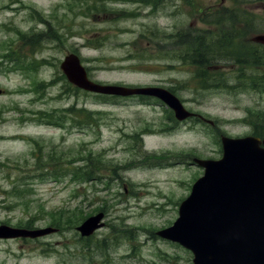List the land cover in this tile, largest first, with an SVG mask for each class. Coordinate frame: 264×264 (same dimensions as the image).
Instances as JSON below:
<instances>
[{
    "label": "rangeland",
    "instance_id": "374dc122",
    "mask_svg": "<svg viewBox=\"0 0 264 264\" xmlns=\"http://www.w3.org/2000/svg\"><path fill=\"white\" fill-rule=\"evenodd\" d=\"M209 6L255 15L246 26L226 23L231 33L242 30L238 40L264 34V0H0V226L56 228L69 213L85 218L44 238L0 239V264H192L191 252L157 233L173 225L203 176L195 159H220L222 136H250L264 122L261 69L240 71L228 60L235 69L218 72L222 84L209 87L188 62L190 24L217 26ZM182 40L187 60L178 59ZM229 45L242 47L222 48ZM13 53L33 69L14 70L6 58ZM71 53L91 80L164 87L207 122H178L157 101L74 87L60 69ZM98 161L101 177L82 182ZM101 213L103 228L83 238L77 227Z\"/></svg>",
    "mask_w": 264,
    "mask_h": 264
},
{
    "label": "water",
    "instance_id": "95a60500",
    "mask_svg": "<svg viewBox=\"0 0 264 264\" xmlns=\"http://www.w3.org/2000/svg\"><path fill=\"white\" fill-rule=\"evenodd\" d=\"M254 41L264 44V35ZM61 70L71 84L84 91L120 97L151 96L167 104L179 121L193 116L167 89L92 81L76 54L64 58ZM221 142V159H195L204 168V175L181 203L174 224L157 235L191 251L193 264H264V139L222 136ZM104 216L101 213L89 217L77 231L82 237L91 236L103 228L100 222ZM57 231L52 227L23 229L1 225L0 239H38Z\"/></svg>",
    "mask_w": 264,
    "mask_h": 264
},
{
    "label": "trees",
    "instance_id": "16d2710c",
    "mask_svg": "<svg viewBox=\"0 0 264 264\" xmlns=\"http://www.w3.org/2000/svg\"><path fill=\"white\" fill-rule=\"evenodd\" d=\"M234 12L232 11H229V9H225L223 10V8L221 9V11H217V14H214L212 13L211 15V18L208 19V22L210 24H216L219 26V28H221L224 24L226 25V23H228L230 25V27L235 24V21L236 19H242L244 22H241V24L243 25H249L251 23V19L255 18V15L253 13H250L248 12V10L244 9L243 11H239V10H235L233 9ZM201 10H199L200 12ZM207 12V11H206ZM223 12H226L225 14ZM54 34H56V32H54ZM235 35V38L232 36ZM240 34H243L242 33V30L239 31V30H236L235 32L231 33L227 30L226 32V37H225V41L228 45L231 44V43H234V41L236 42H239L240 44H242V47L237 49H233V46H230L229 47H232V48H221L219 45H216L218 49L214 48L215 47V43L216 44H220L221 40H212V47L211 48V52L212 50L214 52H216L217 54L216 55H212L211 56V60L214 61V60H218L217 58L218 57H226L227 58V61H231L233 60L235 63H237L238 65V68L241 70H245V71H253L254 70H251L250 66H255L256 70H260L261 69V74H263L264 76V47H261V46H257L256 49H251V46H248L247 45V42L244 41L243 39H239L238 40V37ZM58 36V35H56ZM183 41L185 40H182V42L179 43V45L183 46V53L182 55L179 56L178 59H184V60H187L188 58H186L188 56V53H189V48L187 47V45H183ZM36 42H38V39H36ZM260 47L261 48V51H262V54H258L256 53V51H260ZM252 51H255V53H253ZM6 58H8V61L9 62H16L18 63L19 67L23 68V69H33V66L31 64H26V66H24L25 63H23L21 60H20V56L17 55V54H10L8 55ZM248 69V70H247ZM243 71V72H245ZM197 74V78L200 80V85L204 86V85H208L209 87L213 86V85H220L222 84L223 82V79L221 77V75H219L218 72H211V73H196ZM242 75H244L245 73H241ZM216 80H218V83L216 82ZM212 82H215L214 84H212ZM143 98V97H142ZM79 112H86L85 110H80ZM87 113V112H86ZM89 116L91 115L90 113H87ZM91 118H94V117H91ZM58 121L61 125H57V126H62V124L64 123L63 121H61L60 119L59 120H56ZM81 123H83V121H79ZM80 125V124H78ZM254 135L255 136H258V137H261V138H264V122L261 123V124H255L254 125ZM52 161H55V159H52ZM91 162V161H90ZM99 163V166H92V165H88L87 168L83 169V173L80 177V179L82 180V182H88V181H94L96 177L100 176V175H97V174H100V172L102 171V162L101 161H98ZM77 170V169H75ZM73 171V172H72ZM67 173L68 172H72V174L76 175L77 176V172L72 170V169H67L66 171ZM55 176H59V172L58 171H55L54 172ZM101 177V176H100ZM75 181H78L77 179H74ZM80 211V210H79ZM69 218L67 217L66 219V222H64L63 220L61 219H55V227L60 231L62 230H68L69 228H75V226L77 225L76 223L79 222L80 220H83L85 218L83 217H80V219L77 220V216L73 215L72 213H69ZM72 223V224H70ZM32 224V223H30Z\"/></svg>",
    "mask_w": 264,
    "mask_h": 264
},
{
    "label": "flooded vegetation",
    "instance_id": "af4514ba",
    "mask_svg": "<svg viewBox=\"0 0 264 264\" xmlns=\"http://www.w3.org/2000/svg\"><path fill=\"white\" fill-rule=\"evenodd\" d=\"M211 7L212 6H209L208 8ZM199 13L205 15L207 12L205 10L203 12L200 11ZM200 20L202 19L196 18L195 23L190 24L191 31L189 30V33L187 34V36L192 41L191 51L189 54L190 57L188 59L189 60L188 62L194 65L193 66L194 71L198 73H211V72H225L228 70H234L235 69L234 66H227L228 61L226 57H218L217 58L218 60L212 61L210 56L211 48H212V37L210 38V35L213 34L214 39L216 38L215 40H217V38L218 39L223 38L220 44H216V43L215 44L219 45L221 48L226 46L225 37H226V32L228 30L225 27L226 25L224 24L221 28H219V26L217 25L216 27H209V28L206 27L203 29L202 27L197 26L200 23ZM175 36L178 37V35ZM247 45L264 47L263 45L254 42V38H251L249 42H247Z\"/></svg>",
    "mask_w": 264,
    "mask_h": 264
}]
</instances>
